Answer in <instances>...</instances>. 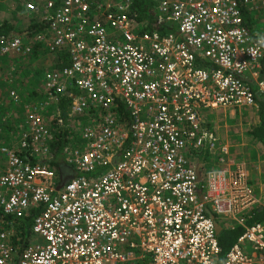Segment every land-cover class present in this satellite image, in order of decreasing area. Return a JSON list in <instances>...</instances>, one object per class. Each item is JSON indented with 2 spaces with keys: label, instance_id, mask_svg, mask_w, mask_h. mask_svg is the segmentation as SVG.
Returning a JSON list of instances; mask_svg holds the SVG:
<instances>
[{
  "label": "built area",
  "instance_id": "obj_1",
  "mask_svg": "<svg viewBox=\"0 0 264 264\" xmlns=\"http://www.w3.org/2000/svg\"><path fill=\"white\" fill-rule=\"evenodd\" d=\"M137 1L19 0L40 30L0 56L53 62L32 100L7 90L0 264H215L216 225L242 228L222 264H264V191L204 118L264 109V0H151V30Z\"/></svg>",
  "mask_w": 264,
  "mask_h": 264
},
{
  "label": "rangeland",
  "instance_id": "obj_2",
  "mask_svg": "<svg viewBox=\"0 0 264 264\" xmlns=\"http://www.w3.org/2000/svg\"><path fill=\"white\" fill-rule=\"evenodd\" d=\"M19 0H0V21L7 20L13 23L14 29L18 32L23 31L28 20L23 18L22 11L19 9ZM43 55L31 58L29 56H0V122L4 119H11L8 114L11 110L5 91V81H9L8 87H12L19 95L21 102L30 101L32 97L38 93L40 88L41 75L51 66L53 62L51 55L43 52ZM40 77V80H39ZM34 92V94H32ZM5 106H8L6 113ZM204 112L210 113L214 117L222 110H206ZM8 114V117H6ZM250 118V117H249ZM1 124V123H0ZM230 125L228 140L233 145L232 149L235 151L233 157L239 155L240 160L245 161L257 175V169L260 168V177L263 178L261 182L262 191L264 190V151L260 145H255L254 140H251L246 131L253 127L251 120L237 114L228 122ZM12 126V125H11ZM12 129V128H11ZM237 160V159H236ZM239 160V161H240ZM262 173V175H261Z\"/></svg>",
  "mask_w": 264,
  "mask_h": 264
},
{
  "label": "trees",
  "instance_id": "obj_3",
  "mask_svg": "<svg viewBox=\"0 0 264 264\" xmlns=\"http://www.w3.org/2000/svg\"><path fill=\"white\" fill-rule=\"evenodd\" d=\"M151 4H152L151 0H138L135 3V11H136L135 19H136V21L140 22L142 20V18H146L147 22L144 25V29H146V30H151V29L155 28V26H153L150 22V20H151L150 15L146 11V9H147L146 7H149ZM18 6H19V9L22 11V6L20 3L18 4ZM22 15H23V11H22ZM22 17L24 18L25 16L23 15ZM39 30H40V26L37 23L30 21L26 25V28L24 29L23 33L25 34V36L29 37V36L34 35ZM15 32H16V30L14 29V25L12 22L7 21V20L0 21V37H7L10 34L15 33ZM43 52L44 51L41 47L40 42H35L32 45L31 53L28 56L30 57V59L31 58L33 59V58H36L37 56L43 55L44 54ZM54 55H55L54 56L55 61L53 64L54 67L57 68V67H61L64 64H66L65 53L56 52ZM262 65L264 66V57L262 59ZM5 83H6V85H5L4 94H5V92L7 94L6 90L8 88L9 81L6 80ZM1 85L2 84H0V86ZM0 90H1V87H0ZM1 92H3V91L1 90ZM32 94H34V92ZM64 101H66V100H62V102H64ZM1 108H3V107L0 106V109ZM4 108H6L5 110L7 113L9 107L4 105ZM259 110H260L259 112L261 113V115L264 114V112H263L264 109L262 108V106H259ZM60 114L62 117H64V114H65L64 104L60 105ZM9 120L4 119V121L0 122L1 123L0 124L1 129H11L12 128L11 127L12 121H9ZM248 133L252 137L256 138L258 141H260L261 144L264 146V116L262 118H260V123L254 129L249 130ZM65 142H66V139L59 137L57 142L52 143L51 150H52L55 157H58L60 155V151H61L63 145L65 144ZM261 218H264V203L262 204L261 209L258 210L254 214V217H253L254 220H258ZM253 219H251V220H253ZM251 220H249L247 222H250ZM19 222L25 223L24 233H27L28 232V224L30 223L29 220L28 219L24 220V221L21 220ZM241 231H242V228L235 227L232 229L222 228L218 232L216 239H217L218 246L220 248V252L217 255L215 264H222L224 253L226 252L228 247L234 242L236 237L241 233Z\"/></svg>",
  "mask_w": 264,
  "mask_h": 264
},
{
  "label": "crops",
  "instance_id": "obj_4",
  "mask_svg": "<svg viewBox=\"0 0 264 264\" xmlns=\"http://www.w3.org/2000/svg\"><path fill=\"white\" fill-rule=\"evenodd\" d=\"M8 88H7V90H8ZM259 106H261V104H260V102L257 101L256 105L249 107V108H242V109H237V110L223 109L221 113H217L214 117H211L210 113H208L207 116L206 115L204 116V118L209 119L208 124L214 126V129L217 130L219 137L228 143V148H229V151L231 152L232 156L234 155L235 151L232 149L233 145L228 140V138H229L228 133H229V129H230V125L228 124V122L236 114L238 116L240 115L242 117H245L247 119V122H248V120H251L253 127L249 128L246 131V133L250 137L251 140H254L255 145H260L264 151V146L261 144V142L258 141L256 138L252 137L248 133L249 130L254 129L260 123V118H262L264 116V114L261 115V113L259 112L260 111ZM238 158H239V155H237L235 159L240 160ZM240 161H242L244 163V167L247 171V182H248L249 186L252 188L254 194L258 195L262 191L261 182L263 181V178L260 177V171H261L260 168L257 169V175H256V173L254 171H252V170L250 171L251 168L248 166V164L245 163V161H243V160H240ZM198 166H199V164L196 165V167H198ZM64 167L65 166H63L62 168H64ZM261 175H262V173H261ZM62 176H64V177H62L61 181H63V179H65V177H67L65 175H62Z\"/></svg>",
  "mask_w": 264,
  "mask_h": 264
},
{
  "label": "water",
  "instance_id": "obj_5",
  "mask_svg": "<svg viewBox=\"0 0 264 264\" xmlns=\"http://www.w3.org/2000/svg\"><path fill=\"white\" fill-rule=\"evenodd\" d=\"M199 169V166L197 167V170ZM62 184V181H60V184L58 186H56V188H58L60 185ZM220 231V227L219 225L215 226V232L218 233Z\"/></svg>",
  "mask_w": 264,
  "mask_h": 264
}]
</instances>
